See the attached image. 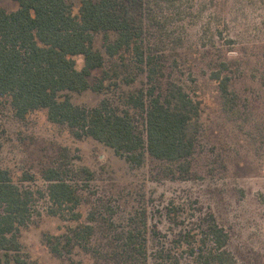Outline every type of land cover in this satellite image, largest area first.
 I'll return each instance as SVG.
<instances>
[{
  "label": "rangeland",
  "instance_id": "374dc122",
  "mask_svg": "<svg viewBox=\"0 0 264 264\" xmlns=\"http://www.w3.org/2000/svg\"><path fill=\"white\" fill-rule=\"evenodd\" d=\"M70 2L78 8L80 0ZM126 4L143 27L146 53L155 59V84L175 82L201 101L196 150L182 173L179 166L149 155L142 165H133L111 147L50 121L46 110L19 118L9 99H2L0 169L33 193L31 218L18 232L21 264H123L121 237L142 222L143 213L150 241L151 230H158L164 242L174 237L177 227L167 217L171 202L182 207L187 223L214 215L229 234L227 249L236 264H264V0ZM0 6L19 8L12 0H0ZM95 46L106 63L91 82L108 74L104 89L68 94L87 109L107 101L120 112L128 110V96L150 86L147 66L131 55L109 57L103 33L96 35ZM76 61L81 69L84 57ZM215 74L229 77L231 98L223 97ZM137 117L136 130L145 136L144 119ZM56 165L71 170L70 180L79 183V222L95 229L86 244L64 238L79 222L50 213L44 170ZM83 167L94 174L86 187ZM46 235L63 236L58 253ZM150 244L154 249L156 242Z\"/></svg>",
  "mask_w": 264,
  "mask_h": 264
},
{
  "label": "trees",
  "instance_id": "16d2710c",
  "mask_svg": "<svg viewBox=\"0 0 264 264\" xmlns=\"http://www.w3.org/2000/svg\"><path fill=\"white\" fill-rule=\"evenodd\" d=\"M12 1L19 4L15 11L0 6V101L9 99L19 118L46 110L50 121L68 126L78 138L91 137L111 147L133 165H142L149 155L179 166L181 173L188 169L201 131V101L175 82L165 87L155 84V59L146 53L143 27L136 25L126 4L132 0H80L78 8L70 0ZM100 33L109 57L125 60L131 55L148 68L150 86L128 96V110L120 112L107 101L87 109L68 94L104 89L108 74L91 82L93 73L106 63L95 46ZM78 56L84 57L81 69ZM214 79L225 99L234 95L228 76L215 74ZM137 115L144 119L145 136L136 130ZM80 172L86 187L94 174L86 167ZM70 173L59 165L44 170L50 213L79 222V183L70 180ZM32 201L33 193L17 185L8 170L0 169V264L22 263L18 232L31 218ZM170 206L167 217L177 227L174 237L164 242L158 230H151V241L156 242L151 250L143 213L142 222L121 237L118 253L123 264H236L227 249L229 234L214 215L187 223L182 207L173 202ZM94 232L91 224L79 222L69 227L64 238L86 244ZM45 237L58 253L63 236Z\"/></svg>",
  "mask_w": 264,
  "mask_h": 264
}]
</instances>
